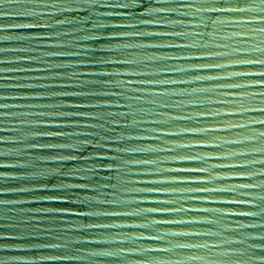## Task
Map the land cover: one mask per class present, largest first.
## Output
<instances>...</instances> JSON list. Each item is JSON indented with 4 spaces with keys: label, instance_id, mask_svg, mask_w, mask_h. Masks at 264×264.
Masks as SVG:
<instances>
[{
    "label": "water",
    "instance_id": "1",
    "mask_svg": "<svg viewBox=\"0 0 264 264\" xmlns=\"http://www.w3.org/2000/svg\"><path fill=\"white\" fill-rule=\"evenodd\" d=\"M0 264H264V0H0Z\"/></svg>",
    "mask_w": 264,
    "mask_h": 264
}]
</instances>
